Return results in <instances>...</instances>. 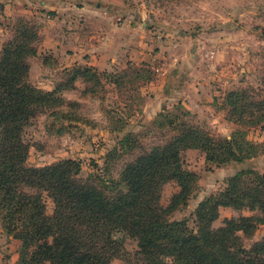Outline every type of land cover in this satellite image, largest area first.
<instances>
[{
	"label": "rangeland",
	"instance_id": "rangeland-1",
	"mask_svg": "<svg viewBox=\"0 0 264 264\" xmlns=\"http://www.w3.org/2000/svg\"><path fill=\"white\" fill-rule=\"evenodd\" d=\"M22 25L38 33L37 54L28 61L29 80L39 88L67 83L74 63L102 62L94 66L101 85L80 78L75 89L61 93L76 106L67 102L58 115L48 111L31 120L28 165L76 160L83 182L112 195L113 181L128 163L176 135L161 114L217 139L243 130L264 148V121L251 124L248 113L239 120L228 102L231 92H247L246 101L256 106L264 100V0H0V54ZM76 53L86 61L75 62ZM183 158L198 181L188 204L171 219H186L191 228L197 227L199 203L222 190L230 176L250 168L264 174V152L220 167L197 149L185 150ZM179 190L177 182L166 183L162 204ZM54 208L47 197V213ZM254 214L222 208L213 227ZM239 236L248 249L263 243L264 224ZM21 245L0 221V264H22ZM125 248L135 252L137 241L126 237ZM114 264L126 261L116 258Z\"/></svg>",
	"mask_w": 264,
	"mask_h": 264
},
{
	"label": "trees",
	"instance_id": "trees-1",
	"mask_svg": "<svg viewBox=\"0 0 264 264\" xmlns=\"http://www.w3.org/2000/svg\"><path fill=\"white\" fill-rule=\"evenodd\" d=\"M18 30L0 54V221L22 242V264H114L116 258L126 264H168L169 258L175 264H264V242L248 249L239 236L252 235L264 224L263 173L250 168L230 176L222 190L199 203L196 228L186 219H171L188 204L198 181V174L185 167L183 152L203 151L206 161L218 167L241 163L264 152L246 131L217 139L161 114L176 135L128 163L120 180L113 181L112 195L83 182L76 160L28 165L31 144L25 133L31 120L48 111L58 115L56 109L68 102L61 93L75 89L80 78L101 85L102 73L94 66L74 65L69 81L53 90L33 85L28 57L37 54L38 33L28 25ZM245 93H229L233 114L244 122L248 113L251 124L264 121V100L256 106ZM170 181L180 190L164 206L162 190ZM47 197L55 202L52 215ZM222 208L257 214L226 218L214 228ZM126 237L137 241L135 252L125 248Z\"/></svg>",
	"mask_w": 264,
	"mask_h": 264
},
{
	"label": "crops",
	"instance_id": "crops-1",
	"mask_svg": "<svg viewBox=\"0 0 264 264\" xmlns=\"http://www.w3.org/2000/svg\"><path fill=\"white\" fill-rule=\"evenodd\" d=\"M74 60H75V62H79V63H82V62H85L86 61L84 59V56L83 55H79L77 53L74 56ZM89 64H91L93 66H101L102 62L100 61V58H97L94 61H91ZM73 65H75V63ZM104 66H105V63H104Z\"/></svg>",
	"mask_w": 264,
	"mask_h": 264
}]
</instances>
